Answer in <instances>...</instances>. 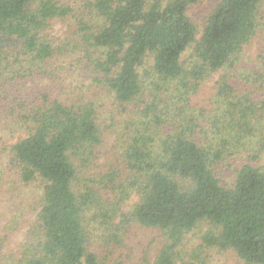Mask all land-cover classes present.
Masks as SVG:
<instances>
[{"label": "trees", "instance_id": "obj_1", "mask_svg": "<svg viewBox=\"0 0 264 264\" xmlns=\"http://www.w3.org/2000/svg\"><path fill=\"white\" fill-rule=\"evenodd\" d=\"M199 1L0 0V118L17 133L5 167L37 191L3 226L0 210V254L25 230L5 264H109L130 223L163 238L146 264H190L178 247L202 221L216 230L201 248L264 264V45L258 66L236 70L262 0H218L197 41L188 9ZM58 20L69 32L54 45ZM73 68L94 85L66 90ZM218 72L211 108L190 109ZM103 92L111 117L124 114L107 156Z\"/></svg>", "mask_w": 264, "mask_h": 264}, {"label": "rangeland", "instance_id": "obj_2", "mask_svg": "<svg viewBox=\"0 0 264 264\" xmlns=\"http://www.w3.org/2000/svg\"><path fill=\"white\" fill-rule=\"evenodd\" d=\"M217 2L218 0H200L195 5L189 7L188 16L196 27L197 41L201 36L205 19L214 9ZM257 20L259 24L256 36L248 45L247 49L238 55L236 59V63H239V66L236 67L238 71H246L245 73H247L260 63L258 58L264 45V0H262L259 5ZM68 32L69 25L66 21H55L50 31V36L54 45H59L65 41L68 37ZM192 47L193 46L187 48L182 55V61H185L186 65L193 61L191 57ZM233 60H235V58ZM60 63L61 59L58 65H60ZM64 71L67 74V77L63 80L66 90L68 89L75 92L74 88H77L86 91L87 87H91L90 84L94 85L88 74L82 75L80 73H75L73 76H70L74 73V68L71 73H68L65 69ZM220 75L221 72L211 74L209 78L201 84L195 96H191L190 98V109H197L202 106L207 108L206 110L211 108L213 97L216 94L217 80ZM54 80L55 78L50 81L53 83L57 82ZM46 81L50 82L49 80H45V82ZM36 87H38V84L34 82L33 87L30 88L35 89ZM236 92L242 94L243 90L237 87ZM93 99L98 106L99 116L97 123L103 135L102 150L104 156H107L108 151L114 146V143H116L115 132L120 128V122H122L124 114L116 116V119L111 117L113 108L111 106V100L105 92L99 93ZM111 119H113L114 122ZM9 126L10 124L7 122L4 123L3 119L0 118V210L3 213L1 226L9 222L10 219L12 220L13 216L21 209L20 207L30 203L37 194L34 187L23 186L19 182L17 175L7 170L5 167L7 160L6 149L17 137V133L11 132ZM110 158L111 155L103 160L106 159L105 162L108 163ZM136 200L137 197L135 195H130L127 198L124 203L125 213L130 210ZM10 227L11 224L8 223L5 232H9ZM122 227L123 228H120L119 232L120 239L118 246L115 247V254L108 258L109 264H146L147 260L151 262L163 243L161 234L158 233V231L146 229L134 223L123 225ZM215 230L216 229L209 222L202 221L198 223L192 231L187 232L182 238L180 247H178V249L181 248L180 250L183 255H181V257L184 261L190 264H246L231 251H221L205 247L201 248L202 237ZM24 232L25 230L15 232L6 239L0 254L1 264H5L11 255L19 251L21 245L24 243ZM100 248L101 245L96 249L99 250Z\"/></svg>", "mask_w": 264, "mask_h": 264}]
</instances>
